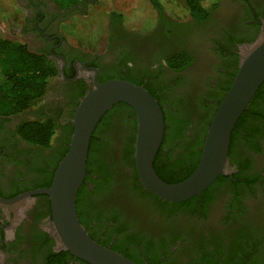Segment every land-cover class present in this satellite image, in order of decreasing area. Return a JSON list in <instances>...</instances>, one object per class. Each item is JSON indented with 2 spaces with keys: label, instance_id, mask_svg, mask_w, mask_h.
<instances>
[{
  "label": "flooded vegetation",
  "instance_id": "1",
  "mask_svg": "<svg viewBox=\"0 0 264 264\" xmlns=\"http://www.w3.org/2000/svg\"><path fill=\"white\" fill-rule=\"evenodd\" d=\"M14 4L21 13L17 27L11 28L18 41L8 40L46 57L58 72L28 110L0 115L1 199L50 186L54 167L67 146L75 108L95 82L138 83L171 107L172 113L185 111L194 121L200 113L190 114V106L201 99L205 106L217 104L238 67L242 47L257 39L264 26V0H218L210 18L201 24L164 13L160 20L157 15L149 32L142 33L108 20L100 48L85 51L60 32L73 8L61 10L52 0H14ZM182 52L191 62L176 72L168 59ZM129 108L130 118H111L104 131L111 140L108 159H113L110 191L104 198L87 193L80 200L81 225L88 235L98 242L108 239L127 246L129 242L143 259L160 256L155 264H194L200 254L214 250L223 252L217 258L223 260L231 247L264 264V91L255 114L241 127L245 136L233 138L224 175L231 180L192 209H180L174 205L178 203L160 200L145 190L135 162L131 165L123 159L126 140L136 133L135 114ZM37 119L57 124L47 149L30 145L18 135L21 123ZM191 131L192 127L187 137ZM170 150L171 146L164 154ZM50 215L46 195L13 206L0 204V264H44L47 254L57 253L49 233Z\"/></svg>",
  "mask_w": 264,
  "mask_h": 264
},
{
  "label": "water",
  "instance_id": "2",
  "mask_svg": "<svg viewBox=\"0 0 264 264\" xmlns=\"http://www.w3.org/2000/svg\"><path fill=\"white\" fill-rule=\"evenodd\" d=\"M263 82L264 26L257 39L242 47L236 74L211 117L195 170L173 184L162 181L153 169L164 133L163 113L156 99L143 86L126 80L95 82L75 108L67 152L58 163L50 186L11 199L0 198V204L13 206L33 196L46 195L51 211L49 233L56 243L55 252L66 251L87 264H135L91 239L76 212L75 200L85 177L90 138L101 118L117 104L133 109L138 180L160 200L180 203L200 195L218 177L227 175L232 130Z\"/></svg>",
  "mask_w": 264,
  "mask_h": 264
},
{
  "label": "trees",
  "instance_id": "3",
  "mask_svg": "<svg viewBox=\"0 0 264 264\" xmlns=\"http://www.w3.org/2000/svg\"><path fill=\"white\" fill-rule=\"evenodd\" d=\"M52 1H54L61 10H70V8H73V10L69 11V14L66 15L85 16V8L89 4L94 3L96 0ZM148 2L156 11L159 20L165 17L160 0H148ZM184 2L190 18L195 23L200 24L210 18L212 11L217 6V4H210L209 0H184ZM108 18L110 22L117 20L119 23H122L123 21V16L116 12H111ZM253 40L254 39H250L248 42H252ZM168 60L169 67L176 72L183 69L191 62L188 54L184 52L174 55ZM236 71L237 67L234 73L231 74L230 82L224 89L216 105L210 104L205 106L204 101L201 99L196 104L190 106V114L196 112V110H199L200 113L196 115L197 118L194 121H190V117L185 111L181 114L178 112L172 113L171 107L161 102L155 93L146 88V90L156 99L162 110L164 118L163 138L153 162L154 171L162 181L169 184L178 183L187 178L195 170L199 161L202 145L211 117L214 114L219 102L229 89ZM57 72L58 70L55 64L47 60L46 57H39L31 54L26 49L25 45L21 43L0 38V115L18 114L28 110L36 104V102L45 94L48 82L57 74ZM135 84L140 85L138 83ZM263 91L264 82L255 93L246 110L237 120L230 137L228 160H230L231 145L234 136H245L242 133L243 131L241 130V127L248 117L255 114L256 102L261 99ZM121 116H123V118H130L132 116L131 109L128 105L117 104L113 106L101 118L91 135L87 154L85 177L78 190L75 200L76 212L80 224L82 223L79 216V206L80 200L84 194L90 193L93 197L100 196L101 198H104L110 191L109 188L111 186L112 173L111 170H109V167H111L113 159L111 161L108 159V149L111 144V140L110 137L107 136V132L104 131L107 127V122L111 118ZM133 125L135 130V121H133ZM56 127L57 124L51 119L27 120L19 125L17 132L18 135L28 144L47 149L51 144ZM190 127L193 128V131H191L189 137H187L186 134L188 133ZM134 132L133 135L126 140V149L122 156L123 159L131 165H133L134 162L132 158L134 152ZM71 133L72 126L71 131L69 132V137L67 138V146L59 157L58 162L61 161L67 152ZM170 146V152L166 155L167 150L164 154V150ZM56 167L57 164L55 165L54 170ZM233 177L236 176L233 175ZM229 179L230 178L220 176L200 195L174 205H178L180 209H192L194 204H201L202 200L208 199L209 194L214 188L221 186ZM238 181H240L239 178ZM89 185H92V190H90ZM89 236L91 239L96 241L91 237V235ZM96 242L121 254L135 264H155L160 260V256L155 254H153L150 259H147L144 254L146 259H143L136 251L133 252L135 248L132 249V244L129 242H127L128 246L125 245V242L111 244L108 239ZM238 249L239 247H231L228 251L229 253L226 256L221 257L223 260L217 259L218 256L224 255L220 250L200 254L198 258L194 259V262H196L194 264H256L255 260L253 261L248 256L241 254ZM79 263H81L80 260L72 257L66 251H61L57 253L50 252L47 254L44 264Z\"/></svg>",
  "mask_w": 264,
  "mask_h": 264
},
{
  "label": "rangeland",
  "instance_id": "4",
  "mask_svg": "<svg viewBox=\"0 0 264 264\" xmlns=\"http://www.w3.org/2000/svg\"><path fill=\"white\" fill-rule=\"evenodd\" d=\"M160 1L164 13L170 18L186 22L190 20L184 0ZM209 2L218 6V0H209ZM111 12H116L123 16V26L129 31L149 32L157 21V13L148 0H96L85 8V16H71L72 19L75 18L77 20L79 25V29L77 31L74 29L73 31L83 35L90 26H93L99 20L104 26ZM20 16V10L14 4V0H0V38L18 41V38H15L14 34H12L11 28L17 27Z\"/></svg>",
  "mask_w": 264,
  "mask_h": 264
},
{
  "label": "crops",
  "instance_id": "5",
  "mask_svg": "<svg viewBox=\"0 0 264 264\" xmlns=\"http://www.w3.org/2000/svg\"><path fill=\"white\" fill-rule=\"evenodd\" d=\"M70 18L66 22L60 25L61 34L73 45L85 50V51H96L100 48L104 37L107 34V23L109 18L107 17L106 24L102 26V22L97 21L93 26L87 29L83 35H80L77 31L79 25L75 18ZM71 21V22H70ZM104 34V36H103ZM98 48V49H96Z\"/></svg>",
  "mask_w": 264,
  "mask_h": 264
}]
</instances>
